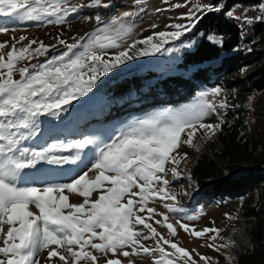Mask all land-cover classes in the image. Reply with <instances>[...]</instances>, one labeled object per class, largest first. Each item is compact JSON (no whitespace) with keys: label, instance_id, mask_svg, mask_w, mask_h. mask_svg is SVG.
<instances>
[{"label":"snow or ice","instance_id":"snow-or-ice-1","mask_svg":"<svg viewBox=\"0 0 264 264\" xmlns=\"http://www.w3.org/2000/svg\"><path fill=\"white\" fill-rule=\"evenodd\" d=\"M91 3L102 5V0H91ZM111 3L109 0L102 6L109 7ZM194 8L203 12L219 11L211 5L196 4ZM260 9L262 14L255 19L264 21V4ZM76 10L75 7L46 6V0H0V33H8L7 25L17 20L40 21L55 16V21L47 19L46 22L60 23ZM59 12H63V16L58 15ZM187 16V26L177 24L173 25L176 29L173 32L155 33L160 38L159 43H152L153 36L139 43L159 51L165 37H180L200 19L191 10ZM98 31L102 34L80 37L71 44L58 38V43L66 50L36 64L21 62L30 61L34 56L46 57L49 49H55L56 45L28 40L27 44L17 47L26 39L20 36L5 53L9 42L0 43V141H4L0 144V264H41L38 254L44 250H47L44 264H52L54 257L63 264H69V258L71 264H79L81 260L98 264L97 256L88 248L105 257L109 253L113 257H129L159 251L162 258L174 257L167 259V264L181 261L197 264L188 250L165 239L148 222L153 219L155 209L147 207V202L157 197L175 201V193L166 190L170 183L166 177L168 172L173 177L181 174L177 168L181 161L178 147L181 143L193 145L199 130H203L205 139H211L221 128L222 121L205 123L204 118L216 113L217 107L225 108L226 101L222 100L217 106L206 99L209 93L202 92L195 103L185 108L165 110L133 121L108 142L89 136L75 142L56 141L47 146L22 145L26 137L40 132L41 116H58L68 111L64 106L89 92L101 76L126 60L134 59L127 49L112 59H105V49L119 47L118 41L127 33L110 32L107 28ZM78 46L83 51H74ZM138 54L148 55L149 52L144 49ZM17 73L19 79L14 78ZM219 93V88L211 89L213 96ZM182 133L186 134V139H182ZM68 150H75L76 154H61ZM77 161L84 167L68 183L46 180L37 185L36 181L28 179L44 165L63 166ZM169 164L173 166L166 167ZM96 192L99 195L93 199ZM69 194H78L82 202H70ZM31 207L37 211H32ZM164 207L174 213L182 211L175 203H165ZM145 211L147 217L141 215ZM163 219L168 231L175 235L173 224L167 222L166 215ZM155 222L161 223L160 220ZM140 225L143 228H139ZM180 227L186 232L190 230L188 224L180 223ZM218 231L214 227L199 231L192 228L191 234L201 237ZM150 238H158L154 248L142 243ZM163 245H169L174 251L167 252ZM209 247L219 250L214 244ZM200 259L209 264L210 258L200 256ZM106 264H122V261L108 258Z\"/></svg>","mask_w":264,"mask_h":264},{"label":"rangeland","instance_id":"rangeland-1","mask_svg":"<svg viewBox=\"0 0 264 264\" xmlns=\"http://www.w3.org/2000/svg\"><path fill=\"white\" fill-rule=\"evenodd\" d=\"M109 0H102L103 4H108ZM226 0H112L109 7H103L102 5H92L91 0H46V6L52 5L53 7H60L63 9H69L75 7V12H70L67 17H64L60 23H47V19L55 21V16H48L45 20L30 21V20H17L15 23H9L8 33H0V43L8 41V45L5 48V53L10 49L13 40H19L20 36L26 37L24 41H20L17 47H22L28 43V40H36L37 42H43L45 45H56L55 49L50 48L49 54L46 57L34 56L32 60L22 61V64H36L43 63L46 59H50L52 55H58L65 51V47L58 43V38L65 40L67 43H75L80 37L92 36L93 33L101 35L98 29L107 28L110 32H126L122 38L118 41L119 47H110L105 49V59H112L114 55L120 51L127 49L130 55L134 56V59L126 60L123 64L118 65L116 68L111 69L104 76H101L95 84L92 86L89 92L84 96L79 97L77 100L70 102V105L64 106L68 108V111L59 113L58 116L44 115L39 118L40 120V132L34 137H26L22 142L23 146L38 147L47 146L56 141L60 142H75L82 140L89 136H94L108 142L110 137L115 136L123 127L131 124L133 121L144 118L148 115L162 112L165 110H178L185 108L197 100L199 94L202 92L209 93L206 99L217 106L222 100L231 101L234 96H231L226 87L224 86H206L200 85L189 101L182 103L177 109L168 108L164 110L152 111L149 114L135 115L133 113H125L122 118L115 119H95L94 113L105 102L104 95L101 89L105 87L108 81L121 77L125 74H137L147 73V71H153L163 76L170 74H177V64L181 60L182 53L184 51H190L194 48L197 42L196 38H188L186 36L189 31L183 32V34L176 38L170 39L165 37V42L159 51L152 49L150 46L139 43L148 36H153L152 43H159L160 38L155 36V33L165 32L170 33L176 29L173 25H185L189 24L187 13L191 10L196 12V16L203 15V11H196L194 5H211L213 9L224 6ZM182 5L181 7H174V5ZM264 4V1L260 2L258 6H242L237 4L231 7L230 10H226L225 13L230 20H232L239 28L241 33L245 35L246 26L251 24L257 16L262 14L260 5ZM216 11V10H213ZM231 13V15H229ZM58 15L63 16V12H59ZM99 18V19H98ZM251 21V22H249ZM86 41H82L84 43ZM33 48L36 45H32ZM173 49L171 52L167 49ZM147 49L148 55H139L141 50ZM74 51H83L82 47L78 46V49ZM212 64H215L213 61ZM241 77H248V75L256 74L258 72L260 81L262 82V89L250 93L243 101L235 102V105L231 107L227 106L223 109L217 107V112L212 113L204 118L205 123H217L222 121V117L229 111L233 116L223 119L224 127L222 130H218L211 139H205L203 130H199L194 136L193 145L181 143L177 149L181 161L177 166L178 171L181 173L177 177H173L171 172H168L167 179L170 181L166 190L170 193H175V201H165L159 197L150 199L147 202V207L155 209L153 219L148 220L149 223L156 228V230L165 239H168L176 243L179 247H183L189 251L192 257L196 260L197 264H205L204 260L200 259V256L210 258L209 264H235L236 260L242 255L249 254L254 259H263V256L258 257V253H255L247 245L246 234L243 231L242 219L240 212L242 207L247 203L253 207L259 200L260 196L264 198V185L258 192H254L250 198H241L235 200H207L205 197L197 195V189H195L193 182L191 181L189 168L199 150L204 151L208 155L212 153L213 149L220 145V139L223 136H229L236 131L235 142L240 137L247 136L250 138L251 134L256 136V140L260 142L264 141V59L256 61H248L242 68ZM214 77V75H212ZM212 77L211 82L214 80ZM19 79L17 73L14 77ZM154 82L153 78L146 80L142 85V89H145ZM219 88L220 93L213 96L211 89ZM154 89V88H153ZM121 102V100H119ZM111 106V102L105 105ZM230 107V108H229ZM83 114L86 118L80 122ZM80 122V123H79ZM182 139H186V134L182 133ZM244 140H247L246 138ZM253 142V140H251ZM251 142V143H252ZM4 141H0L3 144ZM92 147V146H89ZM260 147L257 145L255 151L245 153L242 164L249 166V169L261 167L259 161H264V156L259 151ZM236 150V149H235ZM63 155H75V150H68ZM176 153H174L175 155ZM83 156V153H81ZM247 159V160H246ZM248 161V162H247ZM90 167V164L88 165ZM173 165H166V167H172ZM84 167L77 161L76 164H67L63 166L44 165L41 170L29 175V180H34L39 185V182L51 180L58 183H68L75 177V174ZM31 172V170H25ZM264 184V183H263ZM158 186V185H157ZM66 194H68L66 192ZM262 194V195H260ZM99 195V192L93 193L92 198L95 199ZM70 202H82V197L76 198L75 195L69 194ZM264 201V199H263ZM165 203H175L178 207L182 208L181 212H171L164 207ZM31 210L36 212L34 207ZM227 214V215H226ZM147 217V212L142 213ZM167 216V222L172 223L175 227V235H172L163 219ZM193 217V219H190ZM160 220L161 223L157 224L155 221ZM179 222V223H178ZM180 223L188 224L190 226L189 231H185L180 227ZM5 231L7 225L4 226ZM143 228L142 225L138 226ZM205 227L216 228L218 233H205L201 237H194L191 234V229L203 230ZM147 233V229L144 230ZM215 239H210L211 237ZM158 238H150L146 241H142L145 246L154 248L155 242ZM162 243V242H161ZM2 244V240H0ZM209 244L219 246L209 247ZM165 250L172 253L174 250L169 245H163ZM87 250L92 251L98 258V264H106L108 258H119L122 264H129L132 261L133 264H156L157 260L160 264H167V259H173L174 257L162 258V254L157 251L154 254L139 253L137 255H131L129 257H113L112 254H108L105 257L100 252H96L91 248ZM130 251V249H125ZM254 253V254H253ZM178 255V254H177ZM38 258L41 264H44L47 258V250L41 251L38 254ZM52 264H63L58 257L52 258ZM69 264H71V258H69ZM79 264H91L90 260H81ZM178 264H182L178 262Z\"/></svg>","mask_w":264,"mask_h":264},{"label":"trees","instance_id":"trees-1","mask_svg":"<svg viewBox=\"0 0 264 264\" xmlns=\"http://www.w3.org/2000/svg\"><path fill=\"white\" fill-rule=\"evenodd\" d=\"M262 1L264 0H226L219 11L203 13L190 33L186 34L189 39L196 38L197 42L192 50L182 53L177 64V74L162 78L149 70L146 74L116 76L101 89L106 101L94 113L95 119H115L122 118L125 113L147 115L160 109H177L192 98L200 85L226 87L230 95L234 96L231 101L225 100L231 107L235 102L244 101L250 93L260 91L262 82L258 79V72L244 78L241 77V71L248 61L264 59V21L253 20L246 26V33L243 35L242 30L228 18L225 11L237 4L257 7ZM213 61L215 64H212ZM212 77L214 80L211 82ZM150 78L154 79L152 86L142 89L144 82ZM108 102H111V106L106 107ZM227 115L221 116L220 130L224 127L223 119L233 116L230 111ZM85 118L83 114L80 122ZM235 137L236 131L229 139L223 136L220 145L209 155L202 150L197 153L189 173L198 196L209 201H237L252 197L264 185L263 160L258 163L261 167L251 170L241 163L246 158L244 155L248 149L249 152L255 151L257 145L264 156V141L256 140L255 134H251L250 138L240 137L236 142ZM263 199L260 196L253 207L246 203L240 212L247 245L254 253L257 251L258 257H262L261 253H264ZM235 264H264V257L254 259L249 253L239 257Z\"/></svg>","mask_w":264,"mask_h":264},{"label":"bare ground","instance_id":"bare-ground-1","mask_svg":"<svg viewBox=\"0 0 264 264\" xmlns=\"http://www.w3.org/2000/svg\"><path fill=\"white\" fill-rule=\"evenodd\" d=\"M75 197H76V198H78V197H79V196H78V194H77V195H75Z\"/></svg>","mask_w":264,"mask_h":264}]
</instances>
